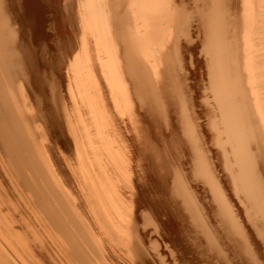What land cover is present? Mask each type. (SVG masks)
<instances>
[{
  "label": "bare ground",
  "instance_id": "1",
  "mask_svg": "<svg viewBox=\"0 0 264 264\" xmlns=\"http://www.w3.org/2000/svg\"><path fill=\"white\" fill-rule=\"evenodd\" d=\"M0 264H264V0H0Z\"/></svg>",
  "mask_w": 264,
  "mask_h": 264
},
{
  "label": "rangeland",
  "instance_id": "2",
  "mask_svg": "<svg viewBox=\"0 0 264 264\" xmlns=\"http://www.w3.org/2000/svg\"><path fill=\"white\" fill-rule=\"evenodd\" d=\"M35 36L37 41L33 40V43H40L39 41L42 39V36L39 34H36ZM65 36L67 35H47L45 36L47 38L44 41L45 43H47L48 48L44 50L41 47L36 46V48L31 51L33 53L34 70L39 75L41 74L48 81L50 94L48 101L51 102L53 109L57 110V104L54 101L52 90L54 86H60L61 92L64 95V101L68 106L69 113L71 114L69 105L70 100L68 99L69 80L67 65L69 59H74V56L78 53V50L77 48H73L75 36L71 35L70 37H68L66 42L64 40ZM62 42L64 43L63 47H61L60 45ZM83 102L87 105V102ZM84 117H86L87 119V128L89 129L88 132L90 133L89 137H84V139H82V145L84 149L88 151L90 157L94 158V153H96L99 155V158L101 160L103 159L104 161L111 162L113 166V162L116 157L114 155L115 153L111 152V150L108 149L109 146L106 144V142H108V140H106L107 133L105 134L102 130L100 131L97 128L94 118L91 117V113L88 112V109L86 110ZM75 144V141H72L71 138H69L68 141L63 140L59 144V151H61V153L66 157L70 156L73 158L77 153ZM112 166L111 168H113ZM118 179H120V181L124 183L125 178L123 176V173L119 174ZM149 217V215L142 216L140 221H146V223L149 224L148 221L163 220V218L155 214L154 218L152 217L151 219Z\"/></svg>",
  "mask_w": 264,
  "mask_h": 264
}]
</instances>
